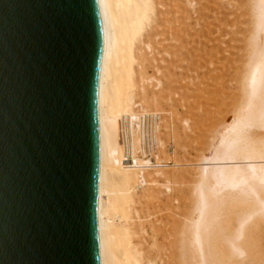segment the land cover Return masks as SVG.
Returning <instances> with one entry per match:
<instances>
[{
	"label": "bare ground",
	"instance_id": "bare-ground-1",
	"mask_svg": "<svg viewBox=\"0 0 264 264\" xmlns=\"http://www.w3.org/2000/svg\"><path fill=\"white\" fill-rule=\"evenodd\" d=\"M237 2L234 9L230 2L224 9L230 6L231 14L237 17L241 14L239 11L249 13L246 16L249 31L242 37L244 47L239 49L242 54L232 55L231 50L235 48H223L226 44L223 40L220 47V73H225L221 81L229 69L235 72L232 80L236 86L229 88L230 97H224L222 102L227 104L225 101L230 100V116L219 121L213 135L207 138L209 144L203 148L205 151H200L204 152L200 153L199 162L191 165L194 172L189 173L188 169L183 170L185 167L182 170L180 167L181 171L178 167L174 169L179 172L168 171L167 157L163 163L158 161L164 153L163 146L153 156L143 157L145 138L142 139V132L140 136L138 133L142 130L143 116L134 109L136 97L142 95L145 99L144 84L150 83L145 69L155 60L153 50L156 49L152 46L157 47V38L162 39L158 47L161 45L167 55L173 53L176 58L183 51V41L188 36L189 0H98L103 32L97 91L101 264H214L218 254L211 246L217 235L226 259H233L235 264H264V235L261 234L264 231V0H250L242 8ZM224 20H221V34L228 25ZM234 38L238 40L233 37L231 42H236ZM171 76L168 75L170 80ZM157 84L162 86L161 82ZM158 97L152 104L155 111L161 108ZM120 118L123 161L120 159ZM135 121L140 123L134 130ZM143 132L147 136L151 131L147 128ZM178 133L174 132L176 141ZM178 141L179 145L181 141ZM180 162L176 161L175 166L183 165ZM157 186H162L166 194L174 186L179 197L176 205L168 195L166 217L155 216L153 221L154 215H161L156 212L157 206H161ZM151 207L154 213L149 211ZM190 209L196 211V218L189 224ZM160 239H163L162 247H159ZM191 247L196 259H189Z\"/></svg>",
	"mask_w": 264,
	"mask_h": 264
},
{
	"label": "water",
	"instance_id": "water-1",
	"mask_svg": "<svg viewBox=\"0 0 264 264\" xmlns=\"http://www.w3.org/2000/svg\"><path fill=\"white\" fill-rule=\"evenodd\" d=\"M98 0H0V264H101Z\"/></svg>",
	"mask_w": 264,
	"mask_h": 264
},
{
	"label": "rangeland",
	"instance_id": "rangeland-1",
	"mask_svg": "<svg viewBox=\"0 0 264 264\" xmlns=\"http://www.w3.org/2000/svg\"><path fill=\"white\" fill-rule=\"evenodd\" d=\"M220 1L222 2V0ZM220 1L219 0H189V4L187 6L188 15H189L188 16L189 27L187 26L188 36L186 35L188 39L185 37L187 41L186 39H184L183 41V45L185 44L183 47L184 49L182 48L183 51L180 53L181 56L183 57V60L185 59V61L183 62V60L180 59L181 58L180 54L178 56L180 58L176 57L178 58L177 60L174 57L173 53H168L167 55V53H165L166 51L164 52L160 44L159 45L161 47L160 46L158 47V43H160V41L162 42V39L157 38L158 40L156 43L157 47L155 45L152 46L153 48L155 47L154 49H156V51L153 50V48L151 49L153 50V56L155 60L153 59L154 60L153 65L148 64L145 69L146 77H148L147 81H149L150 78V83L145 81L147 83V86L146 83L144 84V93H146L144 94L145 99H143L142 95L138 96V98L136 97V101L134 104L135 112L136 113L138 112L140 113V115L143 116V117L141 116L142 130L139 131L138 133L140 136L141 135L140 132H142L141 137L142 139L145 138V142L143 141L144 142L143 146L145 151L141 153L143 157L153 156L155 152H157L158 147L163 146L164 153L166 155L164 153L162 154L160 153L163 158L160 156V159L158 161L161 162L163 160H166L165 158L167 157L166 161L168 162V167L166 169L168 171L170 170L171 172L174 171L179 172L184 167L185 168L183 170L188 169L189 173L194 172L192 171L194 168L191 165L192 164L194 165L199 162V155L200 156L202 155L200 153H203L205 151L203 148L207 147L206 145L209 142L207 138L209 137L210 139V137L213 135V130L219 124V121L222 119V117L230 116L229 115L230 100L225 101V102L228 101L227 104L226 103L224 104L222 102L225 100L224 97H230V93L232 92V90L229 88H231L233 84L236 86V84L232 80V77L235 74V72L232 69H229L227 76L224 78V80L221 81V79H223V75L225 74V73L224 74L220 73L221 71L220 65L222 61L220 54V47H223V45L221 46V40H223V43H226L224 44L223 48L226 47L235 48L234 50H231L232 55L237 56L238 53L242 54V51L239 52V49L244 47L245 43L243 41L245 38L243 39L242 37H244V34H246L249 31L248 29L249 25L247 24L249 22L248 20L249 18L246 19V16H248L249 13H247V11H245L246 13H242L241 11H239L241 14H239L240 17H237L236 16L237 14L236 15L231 14L230 6H227L229 9L226 8L224 9V5L227 4L230 5V3H233L232 7L234 9L235 3L238 1L241 3V8H242L243 7L242 5L244 6L246 4L249 5L248 3L250 2V0H236V1L233 0L234 2H232L231 0H226V1L224 0V3L226 2L225 4L223 2L221 3ZM248 8H250V6ZM236 10L237 9H235V11ZM222 19H225L224 22L228 24L224 29L223 34H221V30H220ZM239 32H241L242 34H240ZM227 35L228 37H226ZM233 37H237L238 40L234 38V41L236 40V42H231ZM154 51L156 52V55ZM215 51H217L218 53H216ZM211 52H213L214 54ZM215 53L219 54L218 55L219 57L215 56L216 55ZM172 55L174 58L171 57ZM218 59L220 62L217 61ZM168 75L169 77L172 75L171 77L174 80L172 78H171L172 80H170ZM152 79H156V81L154 80L155 81L154 82ZM157 82H161L162 86L159 87L160 85L157 84ZM161 92H162V96L160 94ZM169 92L170 94L165 95L166 93ZM224 92H226V94H224ZM159 94L161 98L158 97ZM156 97H158L159 101L161 102V108L158 111H155V109L152 107V104L154 100H156ZM142 101L144 104L142 103ZM144 101L147 104H145ZM140 103L141 106H139ZM145 105H149V106H145ZM144 115L146 116L144 117ZM180 119L181 120L183 119L181 123H180ZM185 119L186 121L189 119L188 120L190 121L188 123L189 126L187 125L188 121L187 122L185 121L186 123L183 122ZM139 123L140 121L139 122L137 121L136 123L133 122L134 130L138 129ZM122 125H123L122 118H120V128H121L120 144H121V152H122L120 154V159H122L121 161L124 160V152H125V149H123L124 138L122 135ZM147 128L149 129V132L150 131L151 132L146 136V134H144L143 131L144 130L147 131ZM151 128H154L152 129L154 130L153 132ZM174 132L175 134L178 132H179L178 134H180L178 136L179 138L177 137L178 140L181 141L180 144L179 141L177 140L179 145L177 144ZM153 143H155V145H153L155 146V148L152 146ZM175 145L178 146L176 147ZM149 148H154V149L150 150ZM202 150L204 151L200 152ZM142 155L140 154V157H142ZM174 160H176L177 162H179V160L182 161L180 163H183V165L178 163L179 165L175 166V164L177 163H175L176 161ZM177 167L179 168V171L177 169H176L177 171L174 170ZM156 188L158 189L157 191L160 192L159 195L161 196L160 197L161 202L159 203L161 204V206L160 205L157 206L160 211L158 210L156 212L157 214L161 212V215L159 214L161 217L159 218V215H154V217L151 218V220L153 221H155V216L157 219L166 217L167 213L165 212L166 211L165 206H167V199L169 197L168 195L172 196V201L174 199L176 205L178 203L176 202V200L178 201V197H179L178 193L174 189L173 191L171 189L170 194H166V192L163 190L164 188L162 189V186H157ZM188 188L190 189V186L187 187V189ZM149 211L151 213H154L155 209L151 207ZM189 213H190L189 214L190 216L189 224H190L196 218V211L190 209ZM261 234L264 235L263 230ZM262 238H264V236H262ZM262 242H264V239L262 240ZM162 244H163V239H160L159 247H162L163 246ZM213 246L216 249H214ZM213 246H211L212 250L218 254L216 255V257H214L215 259H213L214 264H235V261L233 259H226V254L222 251V247H221L222 243L219 235L216 236L215 244ZM226 248L228 251V247ZM189 259H196L195 251L193 247L189 249Z\"/></svg>",
	"mask_w": 264,
	"mask_h": 264
}]
</instances>
